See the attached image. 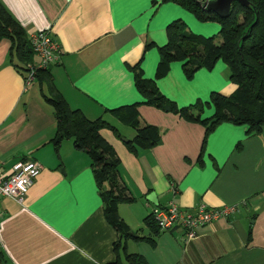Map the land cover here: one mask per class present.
<instances>
[{
	"label": "crops",
	"instance_id": "0c3cea01",
	"mask_svg": "<svg viewBox=\"0 0 264 264\" xmlns=\"http://www.w3.org/2000/svg\"><path fill=\"white\" fill-rule=\"evenodd\" d=\"M0 3L27 36L48 29L53 33L61 55L49 71L68 106L90 121L103 119L120 134L116 138L110 130L100 131L120 161L121 186L135 199L120 204L118 214L132 232L154 241H129V254L147 264H264V128L248 135L246 126L222 123L203 144L202 125L141 105V124L157 127L161 138L152 149L132 154L121 139L132 140L134 130L109 113L144 101L135 87L132 69L137 65L143 78L154 81L180 108L208 101L213 92L231 95L236 87L222 62L211 71H197L191 80L182 64L173 62L164 78L155 79L168 24L178 20L192 33L208 35L220 28L217 22H200L162 0ZM9 49L10 42L0 40V170L9 173L16 163L35 161L41 171L23 204L0 198V264H115L118 235L104 218L90 160L69 140L54 150L53 110L38 83L27 86L9 63ZM170 204L188 213L200 204L235 210L199 228L185 244L183 230L153 235L144 223L155 209Z\"/></svg>",
	"mask_w": 264,
	"mask_h": 264
},
{
	"label": "trees",
	"instance_id": "16d2710c",
	"mask_svg": "<svg viewBox=\"0 0 264 264\" xmlns=\"http://www.w3.org/2000/svg\"><path fill=\"white\" fill-rule=\"evenodd\" d=\"M200 1L162 0V3L178 5L200 22H217L220 30L217 35L205 38L192 33L181 21L168 24L167 43L159 48L160 60L155 79L164 78L173 62H180L185 77L191 80L197 71H211L221 61L228 69L229 82L236 88L229 96L213 92L206 102L197 101L180 108L159 92L154 81L143 78L138 65L133 67L135 87L144 101L109 111L122 124L134 130V138L125 142V147L132 154L137 153L138 149H152L161 138L157 127L141 124L138 112L141 105L176 115L188 123L202 125L205 128L203 144L208 135L222 123L246 126L248 135H258L264 128V0H246L248 6L233 2L225 18L206 11ZM3 39L10 42L9 63L25 80L30 72L28 65L33 63L35 57L31 40L0 3V40ZM217 39H220L219 44L216 43ZM150 46L147 45L146 49ZM35 82L38 83L43 101L54 113V150L57 152L61 143L69 140L75 149L84 152L90 160L104 218L118 235L113 246L115 264H147L141 256L127 252L129 241L148 242L151 245H154V241L132 232L119 217L118 206L133 204L135 199L128 196L126 189L121 186L118 178L120 161L113 148L101 137L100 131L110 130L116 138H121L120 134L103 119L90 121L80 110L71 109L56 89L49 68L37 70ZM205 108L213 109L211 117H202ZM144 223L153 235L158 234L159 229L152 214L145 218ZM250 231L251 228L248 240ZM0 261H4L2 251Z\"/></svg>",
	"mask_w": 264,
	"mask_h": 264
},
{
	"label": "built area",
	"instance_id": "2783aa9c",
	"mask_svg": "<svg viewBox=\"0 0 264 264\" xmlns=\"http://www.w3.org/2000/svg\"><path fill=\"white\" fill-rule=\"evenodd\" d=\"M209 0H201L205 8ZM31 44L37 63L28 65L30 72L25 79L26 85L35 81V73L40 69H47L58 63L60 49L51 30L38 31L30 36ZM41 166L35 161L16 163L9 173L0 170V198H8L18 204H23L28 190L39 176ZM234 207L208 209L200 204L192 213L185 212L174 204L165 209H155L152 218L159 231H184L183 242L189 243L195 239L199 228L210 225L213 221L226 218L234 212ZM2 215L0 213V222Z\"/></svg>",
	"mask_w": 264,
	"mask_h": 264
},
{
	"label": "water",
	"instance_id": "95a60500",
	"mask_svg": "<svg viewBox=\"0 0 264 264\" xmlns=\"http://www.w3.org/2000/svg\"><path fill=\"white\" fill-rule=\"evenodd\" d=\"M233 2H237L242 6H248L246 0H209L205 6V10L215 13L220 18H225L229 14ZM121 140L122 142H127L125 139Z\"/></svg>",
	"mask_w": 264,
	"mask_h": 264
},
{
	"label": "rangeland",
	"instance_id": "374dc122",
	"mask_svg": "<svg viewBox=\"0 0 264 264\" xmlns=\"http://www.w3.org/2000/svg\"><path fill=\"white\" fill-rule=\"evenodd\" d=\"M219 30H220V28H219V29L216 31V33H214V34L212 33V34H208V35H201V34H199V35H201V36H203V37H205V38H208V37H211V36L217 34V32H218ZM216 43L219 44V43H220V39H217V40H216ZM219 62H221V61H219ZM31 88L37 89V91H38V86H37V84H33ZM202 102H206V101H202ZM210 109L213 110L212 108H205V109H203V111H204V113H206L208 110L210 111ZM203 117H206V116L204 115Z\"/></svg>",
	"mask_w": 264,
	"mask_h": 264
}]
</instances>
